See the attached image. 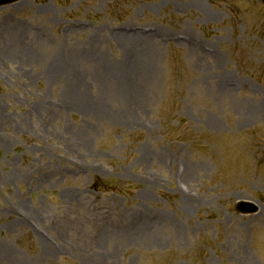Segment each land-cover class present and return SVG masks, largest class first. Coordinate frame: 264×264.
Returning a JSON list of instances; mask_svg holds the SVG:
<instances>
[{
	"label": "rangeland",
	"instance_id": "1",
	"mask_svg": "<svg viewBox=\"0 0 264 264\" xmlns=\"http://www.w3.org/2000/svg\"><path fill=\"white\" fill-rule=\"evenodd\" d=\"M251 109L261 0L0 7V264H264Z\"/></svg>",
	"mask_w": 264,
	"mask_h": 264
},
{
	"label": "water",
	"instance_id": "2",
	"mask_svg": "<svg viewBox=\"0 0 264 264\" xmlns=\"http://www.w3.org/2000/svg\"><path fill=\"white\" fill-rule=\"evenodd\" d=\"M20 0H0V7L8 4H13L16 3ZM264 2V0H262ZM237 211L242 213V214H252L256 213L258 211V207L255 206L252 203L248 202H239L237 204Z\"/></svg>",
	"mask_w": 264,
	"mask_h": 264
},
{
	"label": "bare ground",
	"instance_id": "3",
	"mask_svg": "<svg viewBox=\"0 0 264 264\" xmlns=\"http://www.w3.org/2000/svg\"><path fill=\"white\" fill-rule=\"evenodd\" d=\"M190 46H191V45H190ZM192 46H194V44H193ZM221 89L227 91L228 93H229L230 90H231L229 87H226L225 84H222ZM249 114L252 115V117H254V119L258 118V119L261 120V121L264 120V114H258L257 112L254 113V112L252 111V109L249 110ZM131 237H132V236H131ZM131 237H130L126 232H124V234H121V239H125V240H127L128 238H131Z\"/></svg>",
	"mask_w": 264,
	"mask_h": 264
}]
</instances>
